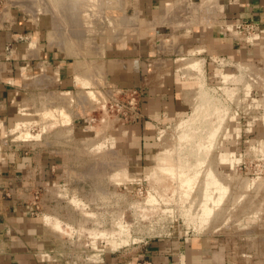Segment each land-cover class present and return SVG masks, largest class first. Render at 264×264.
I'll return each instance as SVG.
<instances>
[{
	"label": "rangeland",
	"instance_id": "obj_1",
	"mask_svg": "<svg viewBox=\"0 0 264 264\" xmlns=\"http://www.w3.org/2000/svg\"><path fill=\"white\" fill-rule=\"evenodd\" d=\"M18 1L0 0V15L4 14L0 23L14 20L17 12L30 23L41 17L48 43L75 62L76 86L69 89L74 93L49 88L47 81L35 86L36 78H28L20 109L24 116L0 128V159L5 149L23 148L37 161L54 162L52 183L38 187L29 179L26 185L39 192L34 202L56 236L62 260L66 264H108L111 257L119 256L125 262L145 243L168 235L193 240L218 236L231 255L263 253L264 71L255 63L247 69L243 62L223 60L216 65L208 59L228 82L223 84L221 78L207 73L197 50L174 55L179 28L177 33L158 32L160 51H172L173 73L197 84L181 89L180 98L186 105L182 113H162L150 120L147 125L152 134L142 138L136 130L143 117L141 94L126 92L107 79L98 43L102 33L110 35L112 29L115 35L125 33L124 24L104 10L107 1L112 4L114 0L95 7L96 12L101 9L100 16L96 13L95 21L84 24L88 30L85 48L79 46L84 41L75 42L72 36L79 24L72 27L63 22L65 18H60L63 26L59 24L52 1L42 0L44 5L40 0ZM35 1H40L38 10ZM170 1H174L169 9L178 27L200 22L212 12L213 0ZM57 29L56 43L49 38L53 40L50 32L55 35ZM68 36L75 48L65 47L70 43L66 44ZM49 109L52 113L47 115ZM61 109L69 116L61 114ZM20 122H24L22 130ZM211 132L216 134L209 143ZM195 137L205 150L192 144ZM162 147L174 149L171 161L181 168L182 161L187 162V173H198L193 189L185 191L179 181L155 172ZM199 159L204 161L200 167ZM211 176L219 188L224 187L222 197ZM205 187L210 188L212 198H205Z\"/></svg>",
	"mask_w": 264,
	"mask_h": 264
},
{
	"label": "crops",
	"instance_id": "obj_2",
	"mask_svg": "<svg viewBox=\"0 0 264 264\" xmlns=\"http://www.w3.org/2000/svg\"><path fill=\"white\" fill-rule=\"evenodd\" d=\"M117 2H121L122 12H106L124 24L125 33L115 35L112 29L110 35L102 33L98 43L107 79L141 94L143 117L136 123L140 126L136 130L142 138L152 134L147 125L150 120L162 113H182L186 105L180 98L181 89L197 84L194 79L180 78L173 73L172 51H160L158 32L177 33L179 28L172 46L177 51L174 55L197 50V59L206 63L211 77L216 67L208 59L214 57L255 63L264 71V37L258 36L252 44H247L225 28L244 21L264 24V0H213L210 15L205 14L200 22L191 25L184 22L179 27L169 9L174 1ZM14 16V20L0 23V128L5 129L12 120L20 121L24 116L20 109L29 88L27 80L36 78L35 86L47 81L46 86L56 91H70L76 86L75 62L65 51L48 43L43 19L38 17L30 23L20 12ZM85 44L82 42L79 46L85 48ZM32 158L27 150L16 148L5 149L0 159V264H66L60 257L63 255L52 228L34 202L39 192L26 185L29 179L38 187L52 183L54 162ZM145 261L151 264H264V252L255 256L231 255L218 236L193 240L168 235L145 243L125 262L116 256L108 264Z\"/></svg>",
	"mask_w": 264,
	"mask_h": 264
},
{
	"label": "bare ground",
	"instance_id": "obj_3",
	"mask_svg": "<svg viewBox=\"0 0 264 264\" xmlns=\"http://www.w3.org/2000/svg\"><path fill=\"white\" fill-rule=\"evenodd\" d=\"M16 1H18V0H16ZM31 1V0H30ZM33 1V0H32ZM41 1V2H40ZM40 1H38V2H40L42 5H44V3H42L43 1L42 0H40ZM50 1H52V3L54 4H52L51 2V5H52V7L54 8L53 10H56V12L55 11H53V13L55 12L56 14V16H54L55 18H62V19H64V21L62 20V19H60V20H58V18L56 19V20H58L59 22V24H61L62 25V23H60V21L62 20L63 22H66V23H70L71 25H72V27L74 26H77V25H75V24H79L78 26L79 27H81V28H79V27H76V29H74V31L72 32V33H74V35H72L73 37H74V39L76 40L75 42H77L78 40H79V42L81 41V39H84V42L87 40V38H88V30L87 29H84V28H86V27H84V24L85 23H87V24H90V21H91V19L92 20H94V15L97 13V16L99 17L100 16V14H101V9H99L98 10V12H96V8L95 7H99V8H101V7H103V5H102V2L103 1H107V0H50ZM112 1V0H111ZM11 2V1H10ZM23 2H24V0H23ZM22 2V4H24ZM36 3H37V9L36 10H38V2L37 1H35ZM93 2V3H92ZM110 2V1H109ZM17 3H19V1L17 2ZM27 3V2H26ZM25 3V6L26 7H28L27 6V4ZM36 3L34 4L33 3V6H35L36 5ZM14 5H16V2L15 3H13ZM30 4V3H29ZM31 4H32V2H31ZM40 4V5H41ZM46 4V3H45ZM20 5H21V2H20ZM25 6H24V8H25ZM31 6V5H30ZM29 6V7H30ZM31 7V11H33V9L36 7ZM55 6V7H54ZM106 6H108V8H106ZM44 7H46V5L44 6ZM44 7H42V12H43V8ZM48 8V7H47ZM112 8H114V9H112ZM108 10V11H110V10H114V11H116V12H118V13H120V12H122V4H121V2H117V0H114L113 1V3L111 4H108V1H107V5L105 4V8H104V10ZM35 10V9H34ZM47 10H49V9H47ZM51 10V9H50ZM49 10V11H50ZM31 11H30V13H31ZM40 11V10H39ZM46 11V10H45ZM49 11H46V12H49ZM36 12V11H35ZM52 12V11H51ZM34 13V12H33ZM37 13H38V11H37ZM1 14V13H0ZM32 14V13H31ZM4 15V14H3ZM2 15V16H3ZM88 15H91V18L88 16ZM1 16V15H0ZM0 17V19H2L3 17ZM54 19V18H53ZM90 19V20H89ZM68 21V22H67ZM95 21V20H94ZM64 25H65V23H63ZM60 25V26H61ZM63 26V25H62ZM66 26V25H65ZM57 27H59V26H57ZM51 28H56V26H54V27H51ZM51 30V29H50ZM59 29H57V31L56 30H54L55 31V35H52L51 33L52 32H50V36H53V40H52V37H50L49 39H51L50 41H55L56 42V40L55 39H58L57 41H59V37H60V35H58L57 34V32L59 33V31H58ZM129 29L127 28L126 29V32L128 31ZM131 32V31H130ZM60 34V33H59ZM70 34V33H69ZM68 34V35H69ZM59 36L58 38H56V36ZM69 37V36H68ZM67 37V38H68ZM71 37V36H70ZM70 37H69V40H70ZM72 37V38H73ZM74 40H72V42H73ZM67 42H70V43H68L69 45H70V47H72V48H75V47H73V46H71L72 45V42H71V40L70 41H66V44H67ZM75 42H73V44L75 43ZM57 43V42H56ZM69 45H66V46H69ZM196 62H194V64H195ZM197 64V63H196ZM78 67H79V65H78ZM77 67V68H78ZM79 69V68H78ZM80 73V72H79ZM77 74V77H78V75L80 76L81 75V73L80 74ZM82 76H83V74H82ZM79 79H80V77H78ZM79 79H78V81H79ZM82 79H84V77H82ZM81 80V79H80ZM82 83V82H81ZM83 83H84V81H83ZM65 92H72V93H74L73 91H65ZM60 112H61V114H63L64 116L66 115V116H69L68 115V113H67V110H65V109H61L60 110ZM51 114L52 113V110H50L49 109V111H47V115L48 114ZM67 119H68V117H67ZM21 123H23L24 124V122H20V127H18V128H21ZM19 125V124H18ZM23 128V127H22ZM22 128H21V130H22ZM211 134L212 135H210V137H209V143H211V141H212V139H213V137H214V135L216 134V133H214V132H211ZM202 136V135H201ZM199 137H200V135H199ZM193 142H195V143H192V144H194V145H197V146H199V148H206V146L203 144V142L202 141H199L198 142V138L197 137H195L194 138V141ZM162 148H164V149H162L160 152H159V154H158V160L156 161V163H155V165L153 166L154 168H155V172H158V174H162L163 176L165 175V176H170V177H172V178H174L175 180H177V181H179L180 182V186L181 187H183V188H185V191H189V190H191V189H193L194 188V186L198 183V173H195V174H189V173H187L186 172V170L184 169V165H186V161H182V163H181V165H182V168H181V166L178 164L177 165V162H173V161H171V157H172V152L174 151V149H172L171 147H167V148H165V147H162ZM205 150V149H204ZM202 155V154H201ZM180 156V155H179ZM180 158V157H179ZM178 158V159H179ZM173 160V159H172ZM180 161V160H179ZM202 162H204L202 159H199L198 160V166L200 167V164L202 163ZM123 164V163H122ZM116 165V164H115ZM119 166V165H118ZM117 166V167H118ZM202 166V165H201ZM120 168V167H119ZM122 168V167H121ZM211 179H212V181H214L215 183H214V185H216V187H214L215 188V190L217 191V189L219 190V194H220V197H222L223 196V194H224V187H221V188H219L218 186H217V184H218V181H217V179L214 177V176H211ZM205 189H207V191L206 192H204L205 193V198L206 197H208V198H212V196H211V194H208V191L210 190V188H206L205 187ZM214 190V191H215ZM206 200H208V199H206ZM219 200V199H218ZM215 201H217V200H215ZM209 209H211V208H207V210H209Z\"/></svg>",
	"mask_w": 264,
	"mask_h": 264
},
{
	"label": "built area",
	"instance_id": "obj_4",
	"mask_svg": "<svg viewBox=\"0 0 264 264\" xmlns=\"http://www.w3.org/2000/svg\"><path fill=\"white\" fill-rule=\"evenodd\" d=\"M5 22V20H4ZM226 30L233 34L236 38H238L240 41H243L247 44H252L254 39L258 36H263L264 37V24L261 23H256L253 21H244L241 23H236V24H232V25H228L226 26ZM240 35H242L241 37H239ZM212 60L216 63V65L218 63L223 64V60H227L229 62H231L230 59L228 58H224V57H214L212 58ZM233 64V63H231ZM240 64V63H237ZM242 64H246L248 67H246L247 69H249L250 65H253V63H242ZM227 65V64H226ZM244 69H246L245 67H243ZM215 77H219L221 78V83H228V82H224L223 78L218 75V73L214 74ZM230 84V82H229ZM126 90V92L129 91H133L135 94H138V90H132V89H124ZM249 97V95H248ZM247 97V98H248ZM133 100H136V98H133ZM247 99H245L246 101ZM253 101V98L251 99ZM137 118L139 117H135V120H137ZM39 193H36V198H38ZM39 208V206L37 205V209ZM151 264L150 262H138L137 264Z\"/></svg>",
	"mask_w": 264,
	"mask_h": 264
}]
</instances>
